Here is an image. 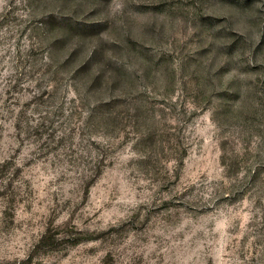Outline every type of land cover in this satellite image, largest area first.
Returning a JSON list of instances; mask_svg holds the SVG:
<instances>
[{
    "label": "rangeland",
    "instance_id": "374dc122",
    "mask_svg": "<svg viewBox=\"0 0 264 264\" xmlns=\"http://www.w3.org/2000/svg\"><path fill=\"white\" fill-rule=\"evenodd\" d=\"M0 264H264V0H0Z\"/></svg>",
    "mask_w": 264,
    "mask_h": 264
}]
</instances>
